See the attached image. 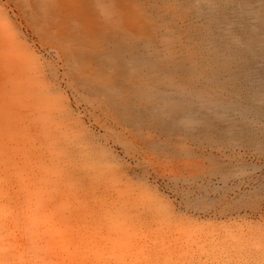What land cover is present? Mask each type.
<instances>
[{
  "label": "rangeland",
  "instance_id": "374dc122",
  "mask_svg": "<svg viewBox=\"0 0 264 264\" xmlns=\"http://www.w3.org/2000/svg\"><path fill=\"white\" fill-rule=\"evenodd\" d=\"M0 264H264V0H0Z\"/></svg>",
  "mask_w": 264,
  "mask_h": 264
}]
</instances>
